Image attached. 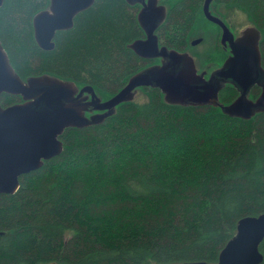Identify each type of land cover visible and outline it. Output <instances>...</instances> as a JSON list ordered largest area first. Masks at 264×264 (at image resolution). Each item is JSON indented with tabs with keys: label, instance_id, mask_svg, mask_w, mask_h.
Segmentation results:
<instances>
[{
	"label": "trees",
	"instance_id": "16d2710c",
	"mask_svg": "<svg viewBox=\"0 0 264 264\" xmlns=\"http://www.w3.org/2000/svg\"><path fill=\"white\" fill-rule=\"evenodd\" d=\"M161 42L184 49L202 35L203 0H164ZM49 0H3L0 42L25 79L44 72L107 98L128 77L159 59L129 43L144 36L138 3L94 0L54 47L41 49L32 17ZM261 30L264 0H234ZM259 87L251 89L255 97ZM237 90L218 93L228 103ZM20 95L2 93L8 105ZM63 150L0 193V264H179L218 254L245 215L264 211V111L231 116L214 105L168 103L158 87H139L102 122L67 127ZM264 264V237L258 245Z\"/></svg>",
	"mask_w": 264,
	"mask_h": 264
},
{
	"label": "water",
	"instance_id": "95a60500",
	"mask_svg": "<svg viewBox=\"0 0 264 264\" xmlns=\"http://www.w3.org/2000/svg\"><path fill=\"white\" fill-rule=\"evenodd\" d=\"M127 1L141 4L137 18L145 32L144 37L131 41L129 47L141 57L159 58V61L131 74L125 84L107 98L98 95L91 84L78 85L73 79L48 72L21 78L0 42V94H18L22 99L5 106L0 103V193H13L19 186L21 174L59 154L63 150L59 135L65 128L102 122L119 103L136 98L139 87H158L168 103L219 106L231 116L250 118L264 111L261 30L256 25L244 26L234 38L227 26L210 13V0H204L205 15L221 25V40L228 39L230 45V54L206 75V70H198L197 61L189 51L159 43L155 29L166 16L163 3L158 0ZM93 2L49 0L48 5L32 17L37 45L44 50L52 49L56 31L71 28L73 17ZM2 3L0 0V6ZM200 40L201 37H196L192 43ZM226 83L235 87L237 95L223 103L218 93ZM255 86L259 87V92L251 97V89ZM263 237L264 211L240 217L236 232L219 251L218 264L261 263L263 256L258 245ZM179 264L209 263L194 260Z\"/></svg>",
	"mask_w": 264,
	"mask_h": 264
},
{
	"label": "flooded vegetation",
	"instance_id": "af4514ba",
	"mask_svg": "<svg viewBox=\"0 0 264 264\" xmlns=\"http://www.w3.org/2000/svg\"><path fill=\"white\" fill-rule=\"evenodd\" d=\"M158 2L159 3H163L165 5V7H166V15H167L168 6H167L166 2L164 0H158ZM133 3H138L139 4V7H138V10H139V8L141 7V4L139 2H133ZM203 4H204V0L202 1L201 11H202V15L207 20L206 21V26L204 27V30H203V32L205 33V37H203L202 35H198V36L192 37L191 39L188 40V47L187 48H184V49H179L178 48V49L179 50H187V51H189L193 55L195 61H197V66L198 67H202L201 64H200L201 63L200 61L202 59L207 61L208 63H214L212 65V68L210 69V71H211L212 69H214L217 66H219L224 61V59L230 54V45H229L228 39H226L224 41L221 40V38H222V27L216 20L208 18L205 15V13L203 11ZM208 8L210 10V13L213 16H215L216 18H219L227 26V28L232 32L234 38H236L241 33V30L243 29L244 26L248 25V23L241 25V22L237 23V21H235V15L238 12H241V7H238L237 3H235L234 0H210ZM246 17L249 19V23L254 24L252 22V20L247 16V14H246ZM165 18H166V16H165ZM165 18H164V20H165ZM161 23L159 25H161ZM159 25L155 29V32H156L157 36H158V27H159ZM144 36H145V32H144ZM196 37H201V40L199 42H197V43H192V40L194 38H196ZM208 37H210V42H211V48L209 50H207L205 52H202V51L199 52L197 50H192L194 45H196V44H198L200 42H203ZM158 40H159L160 44H165V45L171 47L170 45L161 42V40L159 39V36H158ZM173 48H175V47H173ZM145 59H150V58H145ZM153 59H155V58H153ZM203 69H204V67H202L201 70H203ZM206 75H207V73H206ZM16 95H18V94H16ZM3 106H5V105H3Z\"/></svg>",
	"mask_w": 264,
	"mask_h": 264
},
{
	"label": "rangeland",
	"instance_id": "374dc122",
	"mask_svg": "<svg viewBox=\"0 0 264 264\" xmlns=\"http://www.w3.org/2000/svg\"><path fill=\"white\" fill-rule=\"evenodd\" d=\"M235 21H237V23H240L241 22V25L243 24H251L249 23V19L246 17V14L241 10V12H238L236 15H235ZM211 48V42H210V37H208L206 40H204L203 42H200L196 45H194L193 49L192 50H197L199 52H205L207 50H209ZM203 56V55H202ZM200 61V60H199ZM201 63V66L204 67V70H206V73L208 74L210 72V69L212 68V65L214 63H208L207 61L205 60H201L200 61ZM202 67H198V70L200 71L202 69Z\"/></svg>",
	"mask_w": 264,
	"mask_h": 264
}]
</instances>
